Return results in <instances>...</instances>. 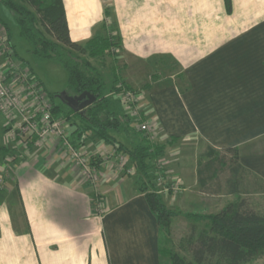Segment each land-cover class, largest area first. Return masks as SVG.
<instances>
[{
	"label": "crops",
	"instance_id": "1",
	"mask_svg": "<svg viewBox=\"0 0 264 264\" xmlns=\"http://www.w3.org/2000/svg\"><path fill=\"white\" fill-rule=\"evenodd\" d=\"M63 5L73 43L84 46L109 31L119 39L122 81L145 87V119L178 147L173 161L186 148L236 150L237 169L230 171L264 186V0H231L230 12L224 0H63ZM46 142L16 164L6 182L0 264H161L160 228L144 195H126L123 178L104 172L97 185L104 210L98 212L77 165ZM179 173L192 182L190 172ZM240 182L206 187L205 215L234 204ZM260 193V208L243 200L264 215ZM193 194L170 200V209L189 208ZM15 196L21 225L13 220Z\"/></svg>",
	"mask_w": 264,
	"mask_h": 264
},
{
	"label": "rangeland",
	"instance_id": "2",
	"mask_svg": "<svg viewBox=\"0 0 264 264\" xmlns=\"http://www.w3.org/2000/svg\"><path fill=\"white\" fill-rule=\"evenodd\" d=\"M14 3H20V0H11ZM106 4L110 2L106 1ZM0 21L6 25L10 33V41L7 42L4 35L6 32L0 29V84L3 88L9 92L10 95L14 96L19 103L22 105L29 104L30 106H37V100H32L31 102L26 100L28 94V87L25 85V80H36L40 81L44 89L46 90L45 94H59L66 90L67 75L63 68L56 62L52 60H37L33 57L30 52L29 45L18 36V31L14 23L12 13L5 7V5L0 1ZM107 24V23H106ZM108 25V24H107ZM110 26V25H109ZM107 36H111L112 32L109 31ZM116 38V37H114ZM14 47V50L12 49ZM116 49L113 52L116 54ZM117 57V56H116ZM115 57L102 56L100 58L88 59L89 63L96 68V70L102 75L106 82L105 94L108 98H113L119 102V110L123 111V114L130 116L129 108L125 107L119 100L118 97L113 96L112 92L118 87H122L126 90L132 92L144 93L143 86L139 87H129L122 81L121 75V63L120 59L118 60ZM118 62V64H116ZM143 66V65H142ZM166 67V68H165ZM168 73H174V67L169 68V65L164 66ZM167 72L160 70V75H166ZM113 76L117 79L118 82L113 83ZM41 91V90H40ZM45 96L44 94H42ZM40 97L39 99H42ZM46 98V97H45ZM38 99V100H39ZM47 99V98H46ZM143 100L138 102L137 106L142 112L143 116L146 118L145 113L143 112ZM55 105H61L62 114L66 115L69 113L70 109L63 105L59 100H53ZM49 103V111L51 112L55 121H59L60 128L63 131L64 136L72 143V145L79 150L86 161L87 168L91 169L92 173L90 177L82 174V170L78 164H76L74 159H71L69 154L64 149L63 153L69 157L79 168L81 176L86 185L90 186L93 190V204L98 212L104 210V201L103 197L98 193L97 185L104 178V172L110 174L112 177L123 178V183L121 187H124V191L127 194L130 192H141L145 193H156L162 204L167 210L173 213L172 218L170 219V233L169 235L165 234L161 229L160 237V248H161V264H170V255L173 253L178 254L179 256L185 258L186 260H191V254L187 249V245L190 240L196 239L199 234L205 232V188L215 189L217 186L221 188L227 184V182H240L241 194L235 199V203H239L240 200H245L248 202V205H252L254 208H260L262 199L256 194H261V191H264V186L261 183L256 182L250 178L244 172H238L234 175L230 170L235 168L232 163V160L235 157V154L232 152L226 151H214L208 147H199L196 148H186L182 150L178 163L173 161V151L178 149L172 144L171 140L165 139L161 133L153 131V136H147L142 134L146 139L147 144L150 145L151 149L158 147V154L153 158L147 159L145 164L148 166V170L145 173H140L136 171L132 166H130L129 159L125 154L119 152L117 147L110 146L105 144L99 139L92 138L87 136L83 145L77 147L79 143L74 139L71 134L72 129L67 125V121L61 118V116L53 115V106ZM33 107V108H34ZM48 107V106H47ZM131 125L134 120L128 117ZM63 119V120H62ZM62 120V121H61ZM20 121L19 115L16 112H13L10 116V119L6 121L5 116L0 112V145L9 146L7 136L5 135L7 130L16 128V124ZM133 127V125H132ZM135 128V127H133ZM4 130V131H3ZM6 130V131H5ZM135 130V129H134ZM117 141L125 144L127 148L129 147L130 142L133 143L131 149L139 150V140L135 139L132 136H129L130 142H126L124 134H115L110 133ZM30 139V138H28ZM27 139V140H28ZM73 141L75 143H73ZM137 141V142H136ZM59 142V141H58ZM47 142L37 143L36 141H29L26 147H21V145L15 146L14 149L11 147V152L13 151L11 163H7L9 167L7 168L8 173L5 175V172L0 171V176H3L5 179H9L13 167L25 161L32 153H37L39 149L45 145ZM60 144V142H59ZM62 148V146L60 147ZM63 149V148H62ZM132 150V151H133ZM153 151V150H152ZM67 153V154H66ZM119 157H123L126 162V171L130 170L129 174L125 172H119L120 162ZM175 164H177V172L175 171ZM183 170L184 173H189L192 175V182L187 183L182 179V176L179 171ZM117 180V179H116ZM2 183V182H1ZM219 188V187H218ZM226 190V188H225ZM225 190H223L225 192ZM194 192V199L191 200L189 208L181 209L182 211L172 208L170 204L179 198L180 194L183 192ZM222 191V189H221ZM4 195H0V198ZM167 205V207H166ZM13 220L17 223H22V213L19 209V203L15 196L13 200ZM260 214V211L258 212ZM190 215V216H189ZM217 261V260H216ZM215 260L211 264H214ZM250 264H264V257L257 259Z\"/></svg>",
	"mask_w": 264,
	"mask_h": 264
},
{
	"label": "trees",
	"instance_id": "3",
	"mask_svg": "<svg viewBox=\"0 0 264 264\" xmlns=\"http://www.w3.org/2000/svg\"><path fill=\"white\" fill-rule=\"evenodd\" d=\"M0 1L12 13L18 36L29 45L33 57L37 60H52L63 68L67 75L65 92L70 96H78L84 92L95 96V101L81 113L70 110L63 115L61 105H55L53 101L57 94H46L53 106V115L61 118L63 116L72 129V140L79 143L77 147L83 145L87 136H91L117 147L119 152L127 156L130 166L136 171L147 172L145 161L158 154V147L151 149L142 133L134 130L128 116L121 113L119 102L106 97V82L88 60L105 55L115 60L116 54L113 50L120 46L119 39L105 36L92 38L84 46L73 43L69 37L63 0H20L18 4L11 0ZM224 4L226 11L230 12L231 0H224ZM0 27L6 32L4 36L9 42L8 28L1 21ZM12 49L14 50L13 46ZM112 81L118 82L115 76ZM38 82L45 93L42 83ZM111 132L124 134L127 143L130 142L129 136L139 140V150L131 149L132 142L129 144L131 148H127L111 136ZM229 152L235 154V160L237 151ZM12 154L13 151L11 152L9 147L0 145V171L3 166H8ZM11 164L13 165L12 161ZM236 169L237 166L232 171L236 172ZM7 180L0 176V195L5 191ZM140 193L144 195L150 211L155 216L160 234L162 229L169 235L173 213L165 208L156 193ZM205 222V232L190 240L187 245L191 260L172 253L170 264H211L213 260L214 264H250L264 257V215L250 209L244 200L227 205L215 215H205Z\"/></svg>",
	"mask_w": 264,
	"mask_h": 264
},
{
	"label": "built area",
	"instance_id": "4",
	"mask_svg": "<svg viewBox=\"0 0 264 264\" xmlns=\"http://www.w3.org/2000/svg\"><path fill=\"white\" fill-rule=\"evenodd\" d=\"M2 30V28L0 27ZM1 34V33H0ZM25 85L28 87V94L26 100L32 101L37 100V106L22 105L21 102H17L16 98L7 92L5 88H3L0 84V112L5 116L6 121L10 119V116L13 112H16L20 117V121L16 124V128L7 130L6 136L9 142V146L12 149L15 146L21 145V147H26L29 141H36L41 145V143L50 141L59 148L60 152L63 153L64 149L69 154L71 159H74L76 164H78L82 170V174L90 177L92 171L87 168L86 161L84 160L83 154L77 150L72 143L64 136L63 131L60 128L59 121H55L51 112L49 111V101L46 97V94L43 93L41 88L39 87V82L36 80H25ZM41 90V91H40ZM113 96L118 97L120 102L127 108H129L130 118L134 120L133 127L138 132L145 134L147 136H153V123L151 121H147L143 116L142 112L139 110L137 106L138 102L141 99H144V93L132 92L126 90L124 88L118 87L112 92ZM44 94L45 96H43ZM43 97L42 99H39ZM47 99H46V98ZM39 99V100H38ZM48 106V107H47ZM34 107V108H33ZM63 120V119H62ZM61 120V121H62ZM30 138V139H28ZM28 139V140H27ZM60 144H59V142ZM66 153V154H67ZM13 158V157H12ZM8 160V164L11 163L12 159ZM120 169L119 172H125L126 170V162L123 157H119ZM8 166H3L1 169L5 172V175L8 173ZM1 171V172H2ZM130 170L126 171L129 174Z\"/></svg>",
	"mask_w": 264,
	"mask_h": 264
},
{
	"label": "water",
	"instance_id": "5",
	"mask_svg": "<svg viewBox=\"0 0 264 264\" xmlns=\"http://www.w3.org/2000/svg\"><path fill=\"white\" fill-rule=\"evenodd\" d=\"M56 99L68 107L74 113H81L88 108L94 101L95 96L89 93H82L78 96H70L65 91L56 95Z\"/></svg>",
	"mask_w": 264,
	"mask_h": 264
}]
</instances>
